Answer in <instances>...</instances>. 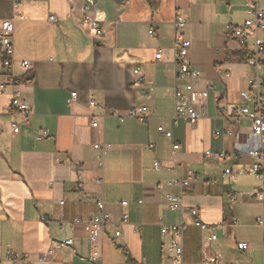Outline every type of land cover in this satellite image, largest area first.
<instances>
[{
	"label": "crops",
	"instance_id": "crops-1",
	"mask_svg": "<svg viewBox=\"0 0 264 264\" xmlns=\"http://www.w3.org/2000/svg\"><path fill=\"white\" fill-rule=\"evenodd\" d=\"M83 1L0 0V27L7 20L15 24L17 91L31 108L28 117L11 114L7 106L14 90L7 86L0 93V264H13L9 252L33 264H168L169 238L162 236L160 220L185 225V264H201L217 253L223 255L221 264H264V229L258 225L264 206L252 198L261 182L224 174L254 162L246 151L253 123L228 112L231 106L251 107L240 94L254 92V69L226 30L247 19L248 0H95L104 16L102 43L80 25ZM260 4L264 7V0ZM176 13L186 19L184 38L192 42L189 63L201 73L197 93H205L206 114L196 125L172 122ZM50 16L57 23L49 22ZM158 51L161 62L155 61ZM5 58L0 48V85L7 81ZM22 61L31 63L28 71ZM136 67L141 87L135 86ZM72 93L77 96L69 103ZM138 106L149 109L145 123L120 121ZM96 119L100 126L93 128ZM159 127L172 131V139ZM42 131L48 135L38 140ZM206 151L227 156L219 161ZM189 172L195 177L182 188ZM168 195L181 196L183 210L173 211ZM98 200L112 223L104 229L101 258L91 262L84 226L74 221L94 215ZM122 201L128 206L121 207ZM193 208L205 224L219 227L214 244L207 242L210 232L194 224ZM123 214L129 219L117 238ZM67 239L72 246L54 248ZM241 242L249 245L247 252L238 250Z\"/></svg>",
	"mask_w": 264,
	"mask_h": 264
},
{
	"label": "built area",
	"instance_id": "built-area-1",
	"mask_svg": "<svg viewBox=\"0 0 264 264\" xmlns=\"http://www.w3.org/2000/svg\"><path fill=\"white\" fill-rule=\"evenodd\" d=\"M181 0H175L178 3ZM82 20L80 22L81 27L88 31L93 39L97 43H102L104 39V30L101 27V23L104 20V16L101 12L97 10L95 0H84L82 2ZM247 19L240 25L227 26L228 38L236 42L239 48L246 52L248 56V64L254 69V74L250 78V85L254 92L252 94L248 92H242L240 94L244 101H247L249 106L235 107L231 106L228 108V112L233 118L245 117L253 123L252 128V143L250 146H246L247 154L253 157L254 162L249 169H238L236 172L231 169L225 170V176L236 178L239 176L250 175L254 178L260 180L261 185L259 189L252 195V198L260 202L264 206V75L262 69L264 67V39L260 37V32L264 30V7L261 6L260 0H248V10L246 12ZM49 22L52 24L57 23L56 16H50ZM174 25V66H175V113L172 118L174 125L180 120L187 121L190 125H196L206 114V109L204 107L203 98L205 93L198 94L197 87L201 79V73L193 68L189 63V54L192 47V42L184 38L186 19L179 13H176L173 22ZM14 32L15 24L13 20H7L3 22L2 27H0V48L4 51L6 58L3 60V69L7 74V81L0 85V93H3L7 86H10L14 90V95L10 102L8 103L7 110L11 114H20L28 117L31 113V108L26 104L20 97V92L17 91L18 81L12 73V68L14 65ZM151 35L153 33L151 32ZM163 60L162 51H158L155 54V61L161 62ZM21 67L28 71L31 67L29 61H22ZM134 75L136 76L135 86L141 87L143 77L142 72L139 67L134 70ZM152 90V87H147L143 90L144 94H147ZM77 93H72L69 99V103L75 101ZM92 107H95V103H91ZM109 115L117 116V112L110 110ZM149 117V109L146 106H138L129 109L123 116L120 117V121L124 122L126 118L137 119L141 123H145ZM100 126L99 120H94L92 122L93 128H98ZM14 127V132L18 133L19 129L16 125ZM158 131L161 135L168 139H172V131H167L163 127H159ZM232 135V133H228ZM48 133L42 131L37 137L41 140L47 137ZM219 136V132L215 133ZM245 146V145H244ZM149 149H153V145L148 146ZM95 149H99V145L94 146ZM180 146L175 144L173 150H179ZM205 155L209 158H214L216 160H224L226 158L225 153L215 154L211 151H206ZM61 163V160H57ZM155 169H160L159 162L154 163ZM195 174L189 172L188 179L182 181L180 186L184 188L190 185L194 179ZM80 178L78 184L80 183ZM172 185V183H168ZM83 187L82 184L78 185ZM160 189L163 185L159 186ZM166 199L170 203V208L173 211L183 210L181 204V196L168 195ZM142 203V202H140ZM64 202L60 203L63 206ZM121 207L128 206L127 201H122L119 203ZM97 212L92 215L88 220L81 221L79 219L74 221V224L81 223L84 226V235L91 243L92 252L90 256V261L95 262L101 258V240L104 234V229L107 224L112 223V216L106 211V205L102 200L96 201ZM190 215L194 218V224L199 227L202 231H209L210 236L207 242L214 244L217 239V232L219 230L218 226H210L202 221L200 210L193 208L189 211ZM128 215L123 214L121 222L118 224V230L115 235L119 238L122 234L120 226L128 223ZM44 220V219H43ZM161 227V234L163 237L169 238V242L164 246L165 255L168 260V264H185L184 263V250H183V234L185 231V225H167L164 224L162 220L159 221ZM258 225L264 229V218L258 220ZM73 239H67L61 242H55L54 248L59 249L66 246H72ZM237 248L241 252H247L249 250V245L246 242H241L237 244ZM51 252V250H50ZM49 252V253H50ZM7 260L13 264H33L27 262L20 255L8 253ZM223 260V255L217 253L212 256H204L201 264H221ZM3 258L0 254V263ZM142 264H145L143 262Z\"/></svg>",
	"mask_w": 264,
	"mask_h": 264
}]
</instances>
